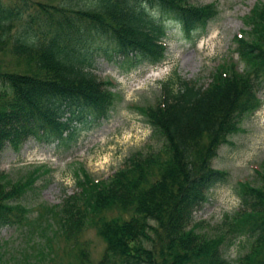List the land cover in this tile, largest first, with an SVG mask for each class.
<instances>
[{"label": "trees", "instance_id": "trees-1", "mask_svg": "<svg viewBox=\"0 0 264 264\" xmlns=\"http://www.w3.org/2000/svg\"><path fill=\"white\" fill-rule=\"evenodd\" d=\"M32 1L0 0V43L27 12L11 51L28 60L17 72L0 69V154L6 147L20 149L29 138L67 152L81 129L102 124L115 104L109 83L91 71L95 57L117 52L122 64L132 61L129 67L165 59L160 18L152 17L149 8L159 17L182 22L188 34L194 30V41L207 33L216 13L211 5L195 6L189 0ZM246 22L245 37H236L242 69L223 63L206 86L174 72L161 83L158 103L144 112L157 146L132 153L103 180L77 179L80 192L56 208L67 238L75 240L87 221L95 225L105 241L95 264H145L123 253L122 243H144L147 231L153 233L157 264H232L225 256L233 242L228 236H210L190 224L211 190L228 181L226 171L212 166L219 147L230 142L239 118L258 107L264 2L254 5ZM75 122L80 127L68 131ZM2 176L0 172V231L22 230L28 224L22 200L29 183L11 184ZM234 188L243 207L233 215L227 233L250 242L235 264H264V174L257 185L241 182ZM175 199L177 211L169 215ZM111 208L120 210L118 217L102 214ZM80 253L82 260L88 258Z\"/></svg>", "mask_w": 264, "mask_h": 264}, {"label": "rangeland", "instance_id": "rangeland-1", "mask_svg": "<svg viewBox=\"0 0 264 264\" xmlns=\"http://www.w3.org/2000/svg\"><path fill=\"white\" fill-rule=\"evenodd\" d=\"M261 2L264 0H190L195 6L212 5L217 14L208 24L207 33L196 43L184 36L181 25L168 19L162 38L167 57L158 66L141 64L127 70L131 62L120 66V56L115 52L110 57L104 52L95 57L94 73L98 79L110 82L114 94L116 107L111 115L99 126L81 131L76 144L67 152H57L53 144L29 138L18 151L6 147L0 154V172L5 181L29 183L23 199L28 207V224L22 230L0 231V264H95L98 261L105 243L95 225L87 221L75 240L67 238L56 220V208L66 197L79 191L77 179H105L132 153L157 146L144 112L158 103L160 82L173 71L203 86L218 64L237 62L240 68L244 66V61L238 60L236 37L239 34L245 37L249 29L247 14ZM26 16L27 12L14 22L0 43L3 71L17 72L28 65L27 59L11 51L14 47L11 40L21 32ZM257 95L256 110L239 118L237 132L229 137V144L218 149L212 161L214 167L228 172L230 181L211 190L207 202L195 212L194 224H190L193 230L206 231L210 236H228L233 242L225 254L232 264L250 249L247 238L227 233L233 215L243 207L234 185L241 182L257 185L264 174V71ZM177 202L175 199L168 206L169 215L177 211ZM120 213L114 208L102 212L107 218L118 217ZM147 235L149 240L144 243L137 239L121 242L123 253L132 259L141 258L145 264H157L155 251L152 253L153 233L147 231ZM80 251L87 252L88 258L82 260Z\"/></svg>", "mask_w": 264, "mask_h": 264}]
</instances>
